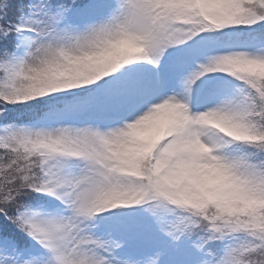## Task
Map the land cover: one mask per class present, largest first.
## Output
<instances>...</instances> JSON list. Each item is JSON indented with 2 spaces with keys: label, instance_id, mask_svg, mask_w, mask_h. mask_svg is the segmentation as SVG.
I'll list each match as a JSON object with an SVG mask.
<instances>
[{
  "label": "snow or ice",
  "instance_id": "snow-or-ice-1",
  "mask_svg": "<svg viewBox=\"0 0 264 264\" xmlns=\"http://www.w3.org/2000/svg\"><path fill=\"white\" fill-rule=\"evenodd\" d=\"M0 264H264V0H0Z\"/></svg>",
  "mask_w": 264,
  "mask_h": 264
}]
</instances>
